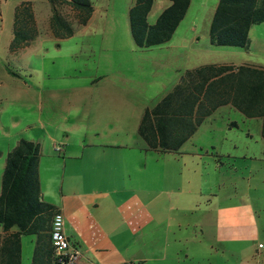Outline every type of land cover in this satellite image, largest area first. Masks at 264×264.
Listing matches in <instances>:
<instances>
[{"label":"rangeland","instance_id":"1","mask_svg":"<svg viewBox=\"0 0 264 264\" xmlns=\"http://www.w3.org/2000/svg\"><path fill=\"white\" fill-rule=\"evenodd\" d=\"M132 1L91 0L92 12L86 24L71 22L72 35L56 39L48 28L49 0H0V173L6 152L18 138L61 137L63 124L58 122L64 97L99 95L100 85L116 82L117 90L133 101L132 116L129 114L124 124L135 131V107L140 114L144 107L153 105L185 69L209 63L264 68V21L250 26L245 47L211 45L208 26L217 0H189L166 42L137 48L127 23ZM59 2L55 0L56 9L73 21L72 10ZM168 4V0H152L146 22L153 23ZM26 5L32 14V29L24 32L29 38L22 46V33L12 41L13 26L16 16V25L28 28ZM101 75L106 77L99 83ZM95 78L99 80L90 91L70 89L87 86ZM259 130V118L244 117L229 105L220 106L178 152L148 153L160 162L168 161L169 167L164 169L172 174L175 168L181 169L182 190L212 193L203 195L199 207L209 197L210 207L218 209L219 223L233 225L235 239L255 244L264 242V139ZM78 138V133L68 134V143ZM137 141L142 144L139 138ZM62 145L55 140L56 150ZM67 168L66 164L63 180ZM60 171L61 166L56 179L50 177L49 181L41 171L42 187L57 194ZM199 215L196 211L192 217ZM190 217L182 216V210L171 212V238L182 240V220ZM173 221L180 226L174 227ZM32 248L33 236L21 235L19 264H29Z\"/></svg>","mask_w":264,"mask_h":264},{"label":"crops","instance_id":"2","mask_svg":"<svg viewBox=\"0 0 264 264\" xmlns=\"http://www.w3.org/2000/svg\"><path fill=\"white\" fill-rule=\"evenodd\" d=\"M104 77L70 89L90 91ZM99 91L62 98L61 137L44 134L34 140L40 198L60 213L62 232L79 251V264H264V248L257 246L264 242L235 239L234 226L219 223L209 197L199 207L203 195L212 193L182 190L181 169L172 174L164 169L168 161L148 154L163 152L144 149L136 133L143 109L139 114L135 107L136 128L129 130L124 121L132 116V99L117 90L116 82L100 85ZM75 133L80 139L69 144L68 134ZM55 140L62 148L56 150ZM60 166L61 183L53 194L42 187L40 172L45 180H55ZM181 210L191 216L182 220V240L170 237L171 212ZM196 211L200 215L194 219Z\"/></svg>","mask_w":264,"mask_h":264},{"label":"trees","instance_id":"3","mask_svg":"<svg viewBox=\"0 0 264 264\" xmlns=\"http://www.w3.org/2000/svg\"><path fill=\"white\" fill-rule=\"evenodd\" d=\"M49 1L48 28L56 39L71 36L70 23L84 25L92 12L91 0H59L72 10L70 21L56 9L55 0ZM168 1L151 24L146 15L152 0L132 1L127 23L135 47L147 48L170 38L189 0ZM23 7L28 28L18 27L14 16L12 39L22 33V46L29 38L24 32L32 29V14L27 5ZM262 21L264 0H217L209 21L208 42L245 47L248 29ZM224 105L244 117L259 118V133L264 139V68L209 63L185 69L164 95L143 108L136 133L145 150L176 152L205 118ZM38 156V143L24 138H18L5 154L0 174V264L20 263V236L24 234L33 236L29 264H59L54 261L50 239L55 209L40 198Z\"/></svg>","mask_w":264,"mask_h":264},{"label":"built area","instance_id":"4","mask_svg":"<svg viewBox=\"0 0 264 264\" xmlns=\"http://www.w3.org/2000/svg\"><path fill=\"white\" fill-rule=\"evenodd\" d=\"M50 239L53 246V258L59 264H79V251L72 246L62 232L60 213L54 212L51 218ZM259 248L264 245L258 244Z\"/></svg>","mask_w":264,"mask_h":264}]
</instances>
